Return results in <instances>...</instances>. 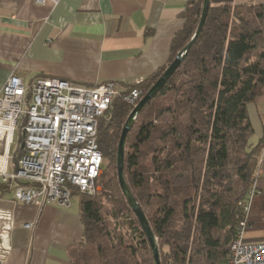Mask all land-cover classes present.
<instances>
[{
	"label": "trees",
	"instance_id": "obj_1",
	"mask_svg": "<svg viewBox=\"0 0 264 264\" xmlns=\"http://www.w3.org/2000/svg\"><path fill=\"white\" fill-rule=\"evenodd\" d=\"M202 1L190 0L181 14L168 64L194 34ZM263 13L261 0H209L196 40L127 133L124 178L156 238L160 264L227 262L263 143H248L247 113L264 86ZM164 69L123 85V93L138 87L144 96ZM132 109L116 97L99 122L101 189L80 195L83 238L67 249L70 264H153L117 180V145Z\"/></svg>",
	"mask_w": 264,
	"mask_h": 264
},
{
	"label": "crops",
	"instance_id": "obj_2",
	"mask_svg": "<svg viewBox=\"0 0 264 264\" xmlns=\"http://www.w3.org/2000/svg\"><path fill=\"white\" fill-rule=\"evenodd\" d=\"M189 1L0 0V91L11 75L25 85L38 76L85 86L140 82L168 65L172 38L182 28ZM247 113L256 133L250 145L255 146L264 137V86ZM259 159L243 233L249 243L264 242L263 143ZM4 198L0 206L14 217L4 264H70L67 249L83 238L80 195L72 193L68 207Z\"/></svg>",
	"mask_w": 264,
	"mask_h": 264
},
{
	"label": "built area",
	"instance_id": "obj_3",
	"mask_svg": "<svg viewBox=\"0 0 264 264\" xmlns=\"http://www.w3.org/2000/svg\"><path fill=\"white\" fill-rule=\"evenodd\" d=\"M34 1L43 4L47 0ZM142 94L138 87L123 93L114 82L85 86L38 76L25 85L16 75L8 77L0 91V203L10 195L9 201L15 204L56 203L68 207L74 192L86 196L97 193L104 163L97 144L99 122L106 119L116 97L121 96L134 108ZM261 166L259 159L248 199L255 194L254 181ZM240 205L244 217L225 264H264V242L243 239L248 200ZM13 220L12 210L0 206V264H4L9 251Z\"/></svg>",
	"mask_w": 264,
	"mask_h": 264
},
{
	"label": "water",
	"instance_id": "obj_4",
	"mask_svg": "<svg viewBox=\"0 0 264 264\" xmlns=\"http://www.w3.org/2000/svg\"><path fill=\"white\" fill-rule=\"evenodd\" d=\"M209 7V0H203L202 1V7H201V14L199 17L198 25L196 27V30L194 34L192 35L191 39L188 41V43L177 52L175 58L172 62H170L164 69V71L161 73L159 78L153 83V85L149 88V90L145 93V95L140 99V101L135 105V107L132 109V111L129 113L123 127L122 131L119 137L118 145H117V152H116V171H117V180L120 187V190L128 203L130 209L134 213L135 217L138 220V223L141 227L142 232L147 238L149 247L152 252L153 257V264H160V256H159V249L157 245L156 238L154 237L149 224L137 204L136 200L134 199L133 195L131 194L125 178L123 174V165H124V151H125V142L127 133L130 130L136 116L139 114L141 109L145 106L146 103H148L151 99H153L156 94L160 91L162 86L165 84V82L172 76V74L175 72V70L180 65L185 53L189 50V48L192 46L194 41L196 40L198 34L201 31V28L203 26V23L206 18L207 10ZM23 148V144L20 146Z\"/></svg>",
	"mask_w": 264,
	"mask_h": 264
},
{
	"label": "rangeland",
	"instance_id": "obj_5",
	"mask_svg": "<svg viewBox=\"0 0 264 264\" xmlns=\"http://www.w3.org/2000/svg\"><path fill=\"white\" fill-rule=\"evenodd\" d=\"M143 97V96H142ZM141 97V98H142ZM140 101V100H139ZM17 136V135H16ZM255 137H256V133H255V131H254V129H253V133L250 135V137H249V139H248V143L249 144H254V142H255ZM101 189V188H100ZM100 191V190H99ZM6 199V198H5Z\"/></svg>",
	"mask_w": 264,
	"mask_h": 264
}]
</instances>
